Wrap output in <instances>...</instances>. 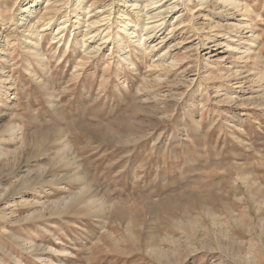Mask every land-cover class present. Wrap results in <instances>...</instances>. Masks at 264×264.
<instances>
[{
    "label": "rangeland",
    "instance_id": "1",
    "mask_svg": "<svg viewBox=\"0 0 264 264\" xmlns=\"http://www.w3.org/2000/svg\"><path fill=\"white\" fill-rule=\"evenodd\" d=\"M3 1L0 264H264V0Z\"/></svg>",
    "mask_w": 264,
    "mask_h": 264
},
{
    "label": "bare ground",
    "instance_id": "2",
    "mask_svg": "<svg viewBox=\"0 0 264 264\" xmlns=\"http://www.w3.org/2000/svg\"><path fill=\"white\" fill-rule=\"evenodd\" d=\"M2 1V0H1ZM0 1V5H4L3 7H4V11H8V12H11L10 11V9L8 10V5H7V3H6V1H3V2H1ZM38 0H33L31 3H30V5L31 6H29L28 8L27 7H25L22 11H23V16H21V18H20V20H22L23 18H24V14H26V13H28L27 11H29L32 7H34L35 6V4L34 3H36ZM53 1V0H52ZM139 1V0H138ZM160 2L161 0H157L156 2ZM190 1V0H189ZM196 1H198L199 2V4H201V5H204V4H207L208 3V0H196ZM195 1V2H196ZM173 2H175V1H173ZM151 3V2H150ZM153 3H154V1H153ZM136 4V3H135ZM152 4V3H151ZM156 4V3H155ZM178 5V4H177ZM133 6V8H134V5H132ZM172 6V5H171ZM1 8V7H0ZM145 8V7H144ZM150 8H152V7H150ZM149 8V9H150ZM175 8H176V6L175 5H173L172 7H168V8H166L165 9V11L162 13V14H165V13H169L170 11H175ZM29 9V10H28ZM136 9V8H135ZM177 9V8H176ZM1 10L2 9H0V21H2V24H5V21L6 20H8V21H10V18H9V16H5V15H1ZM56 11V10H55ZM142 11V10H141ZM144 11V10H143ZM146 11V10H145ZM2 13H3V11H2ZM49 13V11L46 9V8H44V11H43V13L41 14V18L40 19H42L44 16H46L47 14ZM142 13V12H141ZM55 14V13H54ZM138 14V13H137ZM140 14V13H139ZM149 14V13H148ZM148 14L146 15V12L145 13H143V15L145 16V21L146 20H149V19H153V17H157L158 15H161V12L158 14V13H155L154 15H153V17H149L148 16ZM166 15V14H165ZM142 16V15H141ZM52 17V16H51ZM138 18H140V17H138ZM158 18H160V17H158ZM118 19H119V17H118ZM143 19V20H144ZM12 20V19H11ZM39 20V19H38ZM142 20V19H141ZM32 22H33V20H31ZM102 21H104L103 19L102 20H99V21H97V22H91L90 24H88L86 27H91V26H96L97 24H99L100 22H102ZM144 21V22H145ZM22 22V21H21ZM37 22V21H36ZM151 23V22H150ZM22 24V23H21ZM144 24H146L147 25V23H144ZM16 25H20V23H16ZM15 25V26H16ZM47 25V24H46ZM129 25H131V23L130 22H125V23H123V26L121 27V29H120V31L122 32V35H125L126 37H128L130 34H129V30L133 27V26H129ZM64 26V25H63ZM128 27H130V29H127ZM35 28V26L34 25H32L31 24V22L29 23H27L24 27H23V30H22V33H23V35L25 36V35H29L30 34V37H31V35H33V29ZM95 28V27H94ZM99 28V27H98ZM134 28V27H133ZM157 27H155V26H149V27H146L145 28V31H146V34L147 35H151L154 31H155V29H156ZM36 30V29H35ZM34 30V31H35ZM42 30V29H41ZM93 32V31H92ZM99 32H101V31H99ZM56 35V34H55ZM117 35H118V33L117 34H115V36L117 37ZM133 35V34H132ZM84 36H86V34L84 35ZM37 37V36H36ZM256 37L257 36H254L253 37V40L250 42V45L253 43V45L252 46H255L256 44L254 43L255 41H256ZM258 38V37H257ZM53 39H55V38H53ZM103 39L104 38H101V40L103 41ZM109 39V37H107L106 39H104V43H106V41ZM127 39V38H126ZM102 41H101V43H102ZM32 42V41H31ZM84 42V41H83ZM53 43H56V42H54L53 41ZM58 43V42H57ZM103 43V44H104ZM131 43V42H130ZM30 45H31V43H29ZM115 44H116V47H118V49H121L123 46H122V44H121V42L120 43H117V42H115ZM139 44V43H138ZM141 44V43H140ZM36 46V45H35ZM100 46V45H99ZM84 48H85V45H84ZM231 48H234V46L233 47H231ZM95 49V50H94ZM94 49H92V54H96V52H98L99 51V47H97V48H94ZM248 50V49H247ZM247 50H246V52H247ZM3 51V50H2ZM85 51V50H84ZM90 52V51H89ZM110 54V53H109ZM35 55V56H34ZM33 55V53H32V58H34V59H36V60H39L40 59V55H37V54H34ZM241 55V54H240ZM109 56V55H108ZM84 59H86V62H85V64H79V66H85V65H88V64H90V63H92V62H90L89 61V59H90V57H84ZM82 63V62H81ZM161 63V62H160ZM173 63V62H172ZM157 65V64H156ZM153 66V65H152ZM159 66V65H158ZM168 67V66H167ZM168 69H169V67H168ZM171 69V68H170ZM154 70H155V67H154ZM47 79V78H46ZM152 79V78H151ZM157 79H159V78H157ZM153 80V79H152ZM151 81V80H150ZM154 81V80H153ZM169 83V82H168ZM156 84V83H155ZM157 84H161V83H158L157 82ZM145 87V86H144ZM151 87V86H150ZM151 90V89H150ZM148 91V90H147ZM260 99V98H259ZM250 101H251V99H250ZM259 101V100H258ZM254 102V101H253ZM256 102V101H255ZM260 102V101H259ZM249 103V102H248ZM247 103V104H248ZM263 104H264V102H263ZM251 105V104H250ZM120 122V121H119ZM12 129V128H11ZM15 136V135H14ZM116 136V135H115ZM15 140V139H14ZM17 140V139H16ZM67 151V150H66ZM72 166V165H71ZM77 177V176H76ZM85 190V189H84ZM90 190V189H89ZM93 198V197H92ZM94 199V198H93ZM98 199V198H97ZM1 200V199H0ZM91 200V199H90ZM99 200V199H98ZM198 200V199H197ZM87 201H89V200H87ZM92 202V201H91ZM7 203V202H6ZM22 203V202H21ZM103 203V202H102ZM91 204H93V203H91ZM95 204V203H94ZM68 205H69V203H68ZM98 205V204H97ZM39 206V205H38ZM103 207H104V205H103ZM64 208V207H63ZM65 208H66V205H65ZM51 209V208H50ZM104 210V209H103ZM208 210V209H207ZM209 212V211H208ZM51 213H52V210H51ZM14 216V215H13ZM11 221V220H10ZM17 221H18V219H17ZM21 223V222H20ZM3 228V227H2ZM29 246H31V245H29ZM29 246H27V244L26 243H24V242H22L20 245H19V249L20 250H23V251H29L30 250V247ZM39 250V248L38 249H34V252H36V251H38ZM30 253H32V250H31V252ZM38 259H40V257L38 258ZM49 263V262H48Z\"/></svg>",
    "mask_w": 264,
    "mask_h": 264
}]
</instances>
